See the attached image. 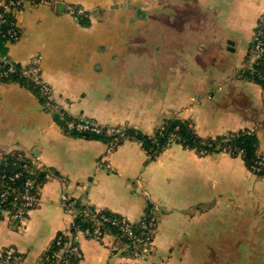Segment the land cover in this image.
Here are the masks:
<instances>
[{"label": "crops", "instance_id": "0c3cea01", "mask_svg": "<svg viewBox=\"0 0 264 264\" xmlns=\"http://www.w3.org/2000/svg\"><path fill=\"white\" fill-rule=\"evenodd\" d=\"M75 11L89 13L80 25ZM264 0H44L18 13L16 43L0 57L23 66L40 60L55 108L100 127L153 134L180 117L201 137L248 130L264 158V87L247 68ZM40 99L0 85V152L23 151L62 177L42 187L19 226L0 222V249L38 264L72 224L66 197L138 222L157 220L146 264H264V175L228 153L200 156L173 145L148 162L141 144L115 151L67 135ZM78 264H123L115 238L80 236Z\"/></svg>", "mask_w": 264, "mask_h": 264}, {"label": "trees", "instance_id": "16d2710c", "mask_svg": "<svg viewBox=\"0 0 264 264\" xmlns=\"http://www.w3.org/2000/svg\"><path fill=\"white\" fill-rule=\"evenodd\" d=\"M11 0H0V39L9 40L10 34L16 29L12 23L17 24L18 13L25 6L17 7L16 12L9 6ZM44 0H29V3L39 4ZM75 18L81 26H91V16L87 13L75 11ZM21 37V35H20ZM16 43V42H14ZM30 65V64H29ZM29 65H21L9 59L0 57V85L17 83L35 94L49 111H55V118L67 135L87 140H100L105 142L109 151H115L126 141H136L141 144L148 156V162L156 160L165 150L173 145H180L184 149L194 150L200 156H209L219 153H228L232 157H240L252 171L257 162L264 158L259 152L257 135L248 130L229 132L215 137H201L196 132L194 124L178 116L164 119L161 125L149 135L132 127H99V133L88 130L70 128L69 124L78 125L80 118L71 117L55 108L51 99L43 95L41 87L32 78L25 74ZM12 70V71H11ZM253 78L264 87V62L255 66ZM257 175H264L262 171ZM53 177L62 179L54 169L40 165L39 161L26 155L23 151L0 152V222L9 219L19 226L23 220L28 219L30 211L37 208L40 202L41 189ZM33 184L28 186V182ZM30 196V200L26 199ZM66 211H70L73 220L66 231L59 232L41 255L38 264H78L82 259H77L71 254L74 246H79L76 241L80 232L83 236L92 238L93 233L99 230L100 241L106 235L115 238L116 245L113 254L122 258H134L135 252L143 245L135 243L137 238L147 237V232L152 230V240L157 231V220L153 213H147L138 222H130L124 216L106 209H98L85 199L66 197ZM152 227L144 230L143 225ZM125 227H130L133 236H130ZM89 233H86V232ZM146 233V234H145ZM9 247L0 249V264H27L26 255L16 250L10 258L7 257ZM152 252V251H151ZM20 257L18 261L16 258ZM123 264H129L124 262Z\"/></svg>", "mask_w": 264, "mask_h": 264}, {"label": "built area", "instance_id": "2783aa9c", "mask_svg": "<svg viewBox=\"0 0 264 264\" xmlns=\"http://www.w3.org/2000/svg\"><path fill=\"white\" fill-rule=\"evenodd\" d=\"M29 3V0H11L9 6L7 7H13L15 9V11H18L17 7L20 6H26ZM13 26L16 27L15 30H13L10 34V39L8 41L11 42H18V40L20 39V35H21V29L18 26V22L17 24L12 23ZM264 62V16H262L256 25V32L254 34L253 37V42H252V47L250 48V53H249V60L247 63V68L254 73L255 71V66L258 65L259 63ZM12 71V70H11ZM25 74L27 76H29L30 78H32L37 84L40 85L41 87V91L43 93V95H45L46 97H48V99H52V89L51 87L42 79V70L40 67V60L36 59L34 60L32 63H30V65L28 66V68L25 70ZM80 118V123L78 125H75L73 122L69 124L70 128H74L77 127V129L79 130H92L95 131L97 133H99L101 130L99 129L98 125L86 118L83 117H79ZM264 165V163L262 161L257 162L256 165L253 167V171L256 173H259L262 171V166ZM28 186H31L33 184V182L29 181ZM26 199L30 200V196H26ZM66 198L64 199V207L66 208ZM71 214L70 211H67ZM72 215V214H71ZM72 220H73V216H72ZM152 227L151 225H147L144 224L143 228L144 230L148 229ZM125 231L130 235L133 236V232L130 229V227H125L124 228ZM86 233H89L88 231ZM146 234V233H145ZM152 230L150 229L149 232H147V237L145 236V238H137L135 240V243L141 244L143 245V247H140L138 251L135 252V256L134 258H124V260H126L127 263L129 264H146L151 251H152V246L154 243V240H152ZM80 236H83V232H80L79 235L76 238V241L79 242ZM92 238L97 239L100 241V235H99V230H96L93 235ZM16 248L14 247H9L8 251H7V257L10 258L11 256H13L16 252ZM71 254L74 255L77 259H82L83 258V253L82 250L80 248V245L78 246H74L71 250ZM18 261L21 259L20 257L16 258ZM65 264H69L68 262H66Z\"/></svg>", "mask_w": 264, "mask_h": 264}, {"label": "rangeland", "instance_id": "374dc122", "mask_svg": "<svg viewBox=\"0 0 264 264\" xmlns=\"http://www.w3.org/2000/svg\"><path fill=\"white\" fill-rule=\"evenodd\" d=\"M20 40V39H19ZM18 40V41H19ZM11 42V41H10ZM11 43H14V42H11ZM217 264H222L221 262H220V257H217Z\"/></svg>", "mask_w": 264, "mask_h": 264}]
</instances>
